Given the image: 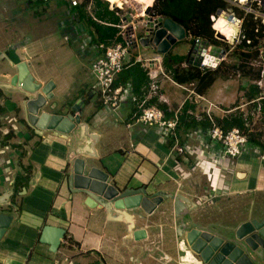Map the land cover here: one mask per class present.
<instances>
[{
    "label": "crops",
    "instance_id": "obj_1",
    "mask_svg": "<svg viewBox=\"0 0 264 264\" xmlns=\"http://www.w3.org/2000/svg\"><path fill=\"white\" fill-rule=\"evenodd\" d=\"M50 1L0 0V213L13 216L0 238V264H206L192 249L186 250L189 260L181 256L186 231L197 227L233 235L243 223L264 218V143L253 133L250 114L261 107L260 77L243 76L242 82L239 72L234 92L219 90L214 96L209 90L221 77L203 94L190 84L162 77L163 96L151 99L153 104L169 106L171 116L186 106L187 114L198 122L178 125L175 131L191 148V160L185 163L172 148L174 135L135 121L130 99L121 109L125 121L119 120L92 89L96 82L92 61L103 52L99 45L117 40L99 37L85 17L116 27L117 36L119 11L109 6V12L98 18L96 1L90 0L83 18L77 11L83 0L76 6L71 0H57L52 11ZM114 18H119L117 23ZM233 26L242 34V25ZM72 49L82 64L70 62ZM21 55L39 82H55L48 109L80 116L70 135L40 129L29 121L25 96L11 84ZM251 84L261 93L249 99ZM209 115L217 124L219 119L243 118L250 132L241 155H225L221 142L211 139ZM206 121L211 122L208 127L201 124ZM76 158L108 172L109 183L119 189H144L164 200L150 214L140 207L116 208L98 194L88 204L89 195L74 184ZM19 175L28 180L17 187ZM173 196L182 197L185 208L176 209ZM50 225L65 229L56 251L41 240Z\"/></svg>",
    "mask_w": 264,
    "mask_h": 264
},
{
    "label": "water",
    "instance_id": "obj_2",
    "mask_svg": "<svg viewBox=\"0 0 264 264\" xmlns=\"http://www.w3.org/2000/svg\"><path fill=\"white\" fill-rule=\"evenodd\" d=\"M264 4V0H261ZM224 11V10H223ZM218 11V14L226 16L229 20H234L232 14ZM165 27L160 29L155 36V43L166 35L167 30L172 34L159 45V51L166 53L176 40L185 37L183 27L171 19H165ZM222 38L224 36L220 34ZM143 45H148L147 39H142ZM209 46L208 42H203L201 53L194 57L196 47H190L186 59L189 63L200 66L214 67L223 57L226 49L218 45H213L210 52L206 53ZM16 73L12 79V85L16 86L25 96V107L28 111L29 121L40 129H51L70 135L75 126L81 121L79 115L69 112L59 114L48 109V102L54 96L55 82L53 80L46 84L39 82L31 73L29 66L23 55L21 60L15 65ZM73 180L75 186L80 191L89 195L87 203H91L93 194L104 197L116 208L135 209L139 208L146 213L153 210L164 200V196L147 195L144 189H119L109 183V173L93 165L87 166L85 160L76 158L74 161ZM176 198L175 208L180 210L184 207V199ZM94 199V198H93ZM13 216L0 213V238L5 234L11 224ZM65 235V229L57 226H46L41 234V240L50 244L51 249L56 251ZM140 235H143L142 233ZM185 239L192 251L199 255L206 264H255V259L251 252L247 251L250 246L254 251L263 257L264 255V218L251 219L238 228L233 237L227 239L224 235L193 227L186 231Z\"/></svg>",
    "mask_w": 264,
    "mask_h": 264
},
{
    "label": "built area",
    "instance_id": "obj_3",
    "mask_svg": "<svg viewBox=\"0 0 264 264\" xmlns=\"http://www.w3.org/2000/svg\"><path fill=\"white\" fill-rule=\"evenodd\" d=\"M71 4L76 6L79 4V0H71ZM249 10L250 11H246V13L253 12L252 8ZM216 17H220L218 12L211 16L213 28L215 29V38L219 41L222 39L223 42L230 43L229 40L232 35L230 36L228 34L229 37H227L214 27V20ZM233 17L234 20H232V22L237 24L238 21H240V25L238 26H241V20L235 15H233ZM165 19L166 18H164L163 15L159 14V12L154 9L153 4L150 6L145 5L140 14L129 13L128 16L123 17L120 23L116 24L119 28L118 37L121 39L113 41L107 45H99V47L103 48V52L98 53L92 61L91 69L96 77V82L93 84L92 89L99 97L102 105L109 108L119 120L125 121L121 109L124 106V102L127 99H130L135 106V113L133 115L135 121H140L149 125H157L161 129L163 135H174V144L172 148L186 163L191 160V148L187 144L181 142L175 133L179 124L180 115L182 114V107L175 109L172 116L166 117L165 109L157 104L149 103L151 99L162 98V77L173 78L171 72L167 71L163 65L164 53L159 51V45L167 40V37L172 34V32L167 30L166 35L159 43H155L154 41L156 33L165 27ZM183 30L185 32L184 38H188L191 41L192 46L196 47V50H194V57L198 56L202 51L203 42H208V40L192 36L184 27ZM220 34H222L224 38H222ZM142 39L148 40V45L144 48L156 52L158 57H148L147 53H139L132 59L131 64L139 63L146 71L149 78L148 84L144 86L142 93L138 95L135 93L132 83L127 82L120 85H114V82L118 73L124 68L126 57L129 55L131 56V49L143 45ZM177 40H179V38ZM240 41L241 34H238V36H235L234 44H238ZM208 43L209 46L206 53H209L212 48L210 42ZM221 59L212 68L217 67L220 64ZM199 67H204L203 63ZM259 77L260 79L257 80V83L262 88L264 84V65L263 68L260 69ZM199 97L202 98L203 96L199 95ZM261 98H264V91ZM258 108L261 111V107L259 106ZM168 111H172L169 106ZM209 118L212 122V127L209 131L211 139L221 142L225 155L230 157H238L241 155L243 147L248 142L250 130L247 128L233 127L232 129L225 131L216 123L211 115H209ZM245 126L248 127L249 124L246 123Z\"/></svg>",
    "mask_w": 264,
    "mask_h": 264
},
{
    "label": "trees",
    "instance_id": "obj_4",
    "mask_svg": "<svg viewBox=\"0 0 264 264\" xmlns=\"http://www.w3.org/2000/svg\"><path fill=\"white\" fill-rule=\"evenodd\" d=\"M90 0H83V3L77 6V11H79L83 18L85 17L84 11L85 6L89 3ZM98 10L96 11V16L102 18L109 12V1L104 0H95ZM111 1V0H110ZM153 7L159 14L163 15L166 19H171L175 23L183 26L186 30L194 37H200L208 40L209 42L220 45L221 41L215 38V29L213 28V21L211 19L212 15L217 14L219 10H226L232 7L229 0H154ZM257 8L258 5H256ZM233 8V7H232ZM240 18H243L242 23V34L241 41L238 44H233L235 51L233 55L236 60H241L243 57H249L251 54L244 49H251L257 46L260 43V40L264 37V23H262L261 18L256 16L253 12L245 13L244 11H239L235 9ZM87 23L94 28H96L99 37L101 38H110L113 39L116 37V40H120V37H117L118 29L116 27H104L100 25L92 17L88 16ZM117 23L119 18L112 19ZM216 23V22H215ZM215 27V24H214ZM112 31V34H111ZM250 41V42H248ZM225 46L229 49L231 46L229 43L224 42ZM164 64L167 67V70L171 72L173 79L180 84H190L192 85L196 92L199 94L205 93L217 80L219 77V67H199L188 63L185 55L175 54L173 51H170L164 60ZM239 69H243L246 72L247 65H238L235 64ZM260 70L255 71L253 75L247 74L250 79H255L259 77ZM148 76L146 71L139 63H133L130 65L125 64L124 68L120 73H118L114 85H120L123 83L130 82L133 85L134 91L136 94H141L144 86L148 84ZM261 90L257 85L251 84L247 91V97L254 98L260 96ZM155 100H150L149 103L152 104ZM159 104V103H158ZM160 107L165 109L168 116H171L168 112L167 106L164 104H159ZM182 114L179 119V126L182 124L194 125L198 122L195 118H190L191 116L187 114V107H182ZM261 110L264 112V98L261 101ZM211 122H203L205 127L209 126ZM244 120L242 117H232L229 119L218 120V124L223 127L225 131L232 129L235 126H240L244 128ZM251 139H255L251 135ZM256 143H259L256 142ZM264 147V145H263ZM21 153V157L23 156ZM28 178L23 175L17 177V183L15 186L26 182Z\"/></svg>",
    "mask_w": 264,
    "mask_h": 264
},
{
    "label": "rangeland",
    "instance_id": "obj_5",
    "mask_svg": "<svg viewBox=\"0 0 264 264\" xmlns=\"http://www.w3.org/2000/svg\"><path fill=\"white\" fill-rule=\"evenodd\" d=\"M104 1H109V6L112 9H114V11H117V12L119 11L118 13L121 15V19H122L123 17L128 16L129 13H133V14L142 13L145 5H147L146 2H144V1L152 2L154 0H144V1H141V0H111L112 2L110 0H104ZM229 2L231 3L233 8L230 7L229 9H226L224 11L237 16L238 19L241 20V23H243L242 22L243 18H240V16L238 15L237 11H235V9H239V11H244L246 13V11H250L249 9L252 8L253 9V13L256 16L260 17L262 23H264V4L261 3L260 0H247V1H243V2L239 1V0H229ZM49 4H51L49 11H52V10H54L53 6L55 4H58V2H57V0H52V1H50ZM152 4H154V2L151 3V5ZM256 5H258L259 8H257ZM90 9H91L92 12H94L93 11V9H94L93 6L91 7V5H90ZM62 11H61V9L58 10V14L57 15L59 17L64 15ZM222 14L223 13L221 12V14H219L220 17H216L215 18L214 24H216L215 22H217L221 18ZM233 24L234 23L232 21H230V20H227L225 22L224 28H226L228 25L230 27H232V28H229V31H228V34L230 36L232 35L230 40H229L230 41L229 45L231 46V48L228 49L224 45L225 43L221 39V43H219L220 45H218V46L222 47L223 49H226V52L223 55V57H222V59L220 61V64L218 65V67H219V77H221L223 79L219 78L215 82L213 87L209 90V92L211 91V96H214L216 94V92H218L219 90L220 91L221 90H225V91H229V92L230 91L234 92V90H235L234 88H236V87H234V85L238 84L237 82H234L235 79H236L235 76H237V74L239 72L241 73V79H239V80H242V82H244L246 80L244 78H242L243 76L248 77L247 74L253 75L255 73V71L260 70L261 68H263V65H264V37L260 40V43L257 44L256 47L251 48V49L250 48L249 49H246V48L244 49L245 51H248L251 54V56L243 57V58H241V60H236L235 59V57L233 55V52L235 51L234 49H236V46H235V48H233V44H234V41H235V36H238V34L240 32L238 31V27H234ZM237 24L240 25V21H238ZM56 31H57V29H56ZM210 44H211V47L214 45L211 42H210ZM191 46H192V44H191L190 40L188 41V40H185V38H182V39L177 40L176 43L172 44L170 50L173 48V52H175L176 54L187 56V53L189 52ZM144 47H146V46L145 45H141L139 47H133L131 49V56L129 55L125 59V64L130 65L132 59L134 58V56L138 55L139 53H141V54L147 53L148 57H158L156 52L151 51V50H146ZM72 51H73L72 55H73L74 59H73V57H71L72 59L70 58L71 59L70 60L71 63L73 62V60L78 61V57L76 56V54H74L75 52H74L73 49H72ZM168 52L164 53V58H165V56H166V54ZM150 53H152V54H150ZM78 62L80 64H82V61L79 60ZM67 63H69V62H67ZM242 63L244 65H247L246 72H244L243 69H239L237 66H235V64L242 65ZM61 68H63V67H61ZM224 79L226 81L225 83H224ZM233 83H236V84H233ZM226 84H228L227 85L228 88H229L228 90L225 88ZM262 88H263V91H264V84H263ZM229 106H230V108L234 107L232 103L229 104ZM259 111L260 110L256 111L253 108V109H251L250 114L253 117L252 118L253 119L252 124L254 126V132L253 133L256 134L255 136L257 138H259L262 143H264V115H262V113L259 112ZM245 112L248 113L247 108H245ZM223 235L227 239H230V238L233 237V235H228V234L227 235L223 234ZM185 243H186V245L184 246V250L185 251H181L180 254L187 261V260H189L190 255H189L188 252H186V250H190L191 247H190V245L187 242H185ZM172 246H173V252H175V242L172 243ZM246 250L251 252L252 257L255 259V264H264V258L260 257L254 251L253 248L248 246ZM195 256H196V254H195ZM186 263H189V264H201L199 262H186Z\"/></svg>",
    "mask_w": 264,
    "mask_h": 264
},
{
    "label": "bare ground",
    "instance_id": "obj_6",
    "mask_svg": "<svg viewBox=\"0 0 264 264\" xmlns=\"http://www.w3.org/2000/svg\"><path fill=\"white\" fill-rule=\"evenodd\" d=\"M141 1H144V0H141ZM239 1H246V0H239ZM112 2V1H111ZM144 2H146V4L148 5V6H150L151 5V3H153L154 1H152V2H150V1H144ZM227 21V17L226 16H224V15H221V18L216 22V24H215V28L216 29H218V31H220V32H222L223 34H225L227 37H229V35H228V31H229V28H230V26L228 25L226 28H224V26H225V22Z\"/></svg>",
    "mask_w": 264,
    "mask_h": 264
}]
</instances>
